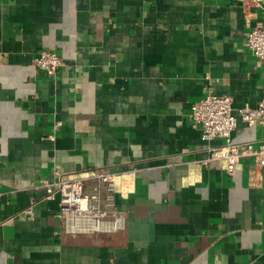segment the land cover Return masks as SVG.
Masks as SVG:
<instances>
[{
	"label": "crops",
	"instance_id": "0c3cea01",
	"mask_svg": "<svg viewBox=\"0 0 264 264\" xmlns=\"http://www.w3.org/2000/svg\"><path fill=\"white\" fill-rule=\"evenodd\" d=\"M258 25L264 0H0V264H264V167L205 165L226 141L191 117L210 93L236 116L262 101ZM95 169L117 176L125 226L68 234L38 186Z\"/></svg>",
	"mask_w": 264,
	"mask_h": 264
},
{
	"label": "built area",
	"instance_id": "2783aa9c",
	"mask_svg": "<svg viewBox=\"0 0 264 264\" xmlns=\"http://www.w3.org/2000/svg\"><path fill=\"white\" fill-rule=\"evenodd\" d=\"M245 46L251 55L264 62V25L254 27L247 35ZM64 65L63 59L52 51H43L34 59L36 69L54 77ZM191 117L206 142L225 140L226 145L213 149L205 161L223 162L229 175L235 173L244 159H254L257 167H264V140L236 144L231 140L238 120L248 127L264 125V98L255 107L246 104L234 114L233 99L213 93L194 103ZM46 191V200L59 201V217L68 234L111 233L124 228L125 214L120 207V186L117 176L105 169L65 175L53 181H42L38 189ZM32 217L34 206L23 212Z\"/></svg>",
	"mask_w": 264,
	"mask_h": 264
}]
</instances>
